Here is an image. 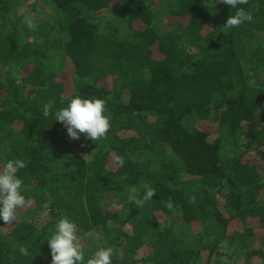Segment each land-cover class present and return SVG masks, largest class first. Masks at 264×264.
Here are the masks:
<instances>
[{
    "label": "trees",
    "instance_id": "obj_1",
    "mask_svg": "<svg viewBox=\"0 0 264 264\" xmlns=\"http://www.w3.org/2000/svg\"><path fill=\"white\" fill-rule=\"evenodd\" d=\"M43 3L40 22L38 0L21 15L20 0H0V167L26 163L0 264H52L63 217L84 264L106 247L112 264H227L225 244L228 264H264V0L240 5L253 19L232 28L222 0ZM77 96L102 99L110 120L86 152L73 150L83 134L43 115ZM145 185L155 195L133 203Z\"/></svg>",
    "mask_w": 264,
    "mask_h": 264
},
{
    "label": "clouds",
    "instance_id": "obj_2",
    "mask_svg": "<svg viewBox=\"0 0 264 264\" xmlns=\"http://www.w3.org/2000/svg\"><path fill=\"white\" fill-rule=\"evenodd\" d=\"M222 3L231 9H236L231 15L225 28L239 27L245 22L252 21L253 17L240 5L247 0H222ZM29 28L34 26L28 18L25 21ZM53 105L45 104L44 117L53 116L55 122L61 123L66 129L71 140L84 139L96 141L103 138L110 129V120L105 115V102L102 99H84L79 96L72 98L66 107L51 112ZM122 163V161H121ZM23 160H8L0 167V221L7 225L15 219L18 208L25 206L26 198L23 194V181L18 176V171L24 169ZM155 195V189L145 185L143 200L133 199V203L142 204ZM171 207V204L168 205ZM46 214V213H45ZM78 227L67 217L61 218L55 225V230L47 240L50 248L52 264H84V252L78 245ZM20 254L29 255L25 247L19 249ZM114 252L111 247L102 248L87 260V264H112Z\"/></svg>",
    "mask_w": 264,
    "mask_h": 264
},
{
    "label": "rangeland",
    "instance_id": "obj_3",
    "mask_svg": "<svg viewBox=\"0 0 264 264\" xmlns=\"http://www.w3.org/2000/svg\"><path fill=\"white\" fill-rule=\"evenodd\" d=\"M34 1L35 0H33L32 2H25L24 0H20L19 15L25 13L26 11L32 10ZM38 4L42 8L46 6L43 3V0H38ZM42 13H44L46 15H52V12L50 10H48V8H46V9L43 8L42 11L35 10L34 11V15H39L40 22H42L44 20L43 17L40 16ZM102 15L106 16L108 18H112L113 17V13L111 11L102 13ZM123 28L124 29L128 28L127 23L124 24ZM1 69H2L3 72H5V69H3V68H1ZM70 71L71 70H70L69 66H64L63 71L61 73V77H60L65 82V85H66V88H67V94H71L72 91H73L72 77H71ZM199 126H200L201 129H205L206 131H209V132L213 133V135H217V133H216V129L217 128H216V125L214 123L202 122V123L199 124ZM73 150H75V152H86L88 150L87 140H85V141H83V142H81L79 144H76V146L73 147ZM21 210H24V208H22ZM21 213L22 212L20 211L17 216H19ZM17 220H18V218H15L12 222H10L9 227H6L4 229V231L8 233L12 223L14 221H17ZM259 242H260V239L257 238L253 248H258L259 247ZM222 253H223L222 257H221L222 261H225L228 264L231 261L230 257L232 258L233 255H234L233 250H230L228 245L225 244L222 247ZM241 262H242V259H239L238 262H236L235 264H240Z\"/></svg>",
    "mask_w": 264,
    "mask_h": 264
}]
</instances>
